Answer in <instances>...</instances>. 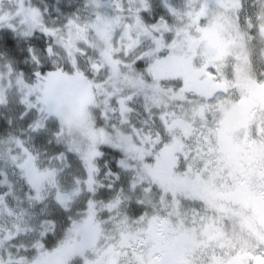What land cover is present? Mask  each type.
Here are the masks:
<instances>
[{
    "label": "snow or ice",
    "instance_id": "snow-or-ice-1",
    "mask_svg": "<svg viewBox=\"0 0 264 264\" xmlns=\"http://www.w3.org/2000/svg\"><path fill=\"white\" fill-rule=\"evenodd\" d=\"M0 264H264V0H0Z\"/></svg>",
    "mask_w": 264,
    "mask_h": 264
},
{
    "label": "trees",
    "instance_id": "trees-1",
    "mask_svg": "<svg viewBox=\"0 0 264 264\" xmlns=\"http://www.w3.org/2000/svg\"><path fill=\"white\" fill-rule=\"evenodd\" d=\"M45 2L49 4L50 10L54 7H59L63 12H70L74 10L77 0H45ZM55 15L53 12V18H55Z\"/></svg>",
    "mask_w": 264,
    "mask_h": 264
}]
</instances>
